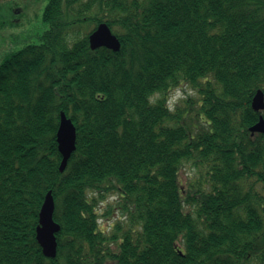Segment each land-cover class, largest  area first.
I'll return each instance as SVG.
<instances>
[{
	"label": "trees",
	"instance_id": "obj_1",
	"mask_svg": "<svg viewBox=\"0 0 264 264\" xmlns=\"http://www.w3.org/2000/svg\"><path fill=\"white\" fill-rule=\"evenodd\" d=\"M41 19L0 67V264H264V0H50ZM101 23L118 52L90 49ZM183 87L197 98L171 108Z\"/></svg>",
	"mask_w": 264,
	"mask_h": 264
},
{
	"label": "water",
	"instance_id": "obj_2",
	"mask_svg": "<svg viewBox=\"0 0 264 264\" xmlns=\"http://www.w3.org/2000/svg\"><path fill=\"white\" fill-rule=\"evenodd\" d=\"M91 50L104 47L113 52H118L120 42L112 33L107 24L101 23L96 29L90 33L88 37ZM254 111H264V94L258 90L254 95L251 103ZM249 131L253 133L264 134V116L259 118V121ZM58 150L62 156L59 166V172H64L67 162L71 154L75 150L76 144V129L71 121L63 112L60 114V122L57 130ZM54 202L51 193H47L44 198L41 210L39 212V225L36 229V240L42 249V253L46 258L54 259L57 254L56 234L60 227L53 220Z\"/></svg>",
	"mask_w": 264,
	"mask_h": 264
},
{
	"label": "flooded vegetation",
	"instance_id": "obj_3",
	"mask_svg": "<svg viewBox=\"0 0 264 264\" xmlns=\"http://www.w3.org/2000/svg\"><path fill=\"white\" fill-rule=\"evenodd\" d=\"M50 0H0V67L45 30L41 15Z\"/></svg>",
	"mask_w": 264,
	"mask_h": 264
},
{
	"label": "rangeland",
	"instance_id": "obj_4",
	"mask_svg": "<svg viewBox=\"0 0 264 264\" xmlns=\"http://www.w3.org/2000/svg\"><path fill=\"white\" fill-rule=\"evenodd\" d=\"M188 96H190L191 98H197V95L195 94V92L192 91L188 87H183V88H179V89L174 90L170 94L169 106L171 108H173L175 105L180 104L179 100L184 99ZM195 172H196V170L191 168V166H189V165H185L181 169L179 179H180L182 186H184V187L187 186L190 179H192L195 176ZM111 199L112 198H110V200ZM117 216L118 215L116 214L115 216L111 217L108 221H105L104 218L103 219L101 218V220H100L101 226L107 227L109 223H112L116 220Z\"/></svg>",
	"mask_w": 264,
	"mask_h": 264
},
{
	"label": "bare ground",
	"instance_id": "obj_5",
	"mask_svg": "<svg viewBox=\"0 0 264 264\" xmlns=\"http://www.w3.org/2000/svg\"><path fill=\"white\" fill-rule=\"evenodd\" d=\"M261 117V116H260Z\"/></svg>",
	"mask_w": 264,
	"mask_h": 264
}]
</instances>
